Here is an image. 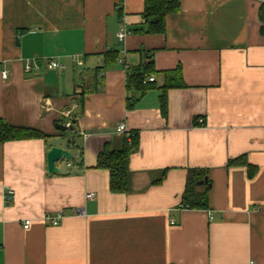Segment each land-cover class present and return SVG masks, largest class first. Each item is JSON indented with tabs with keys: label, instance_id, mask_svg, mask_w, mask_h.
I'll return each mask as SVG.
<instances>
[{
	"label": "crops",
	"instance_id": "obj_1",
	"mask_svg": "<svg viewBox=\"0 0 264 264\" xmlns=\"http://www.w3.org/2000/svg\"><path fill=\"white\" fill-rule=\"evenodd\" d=\"M263 4L181 0L166 33L147 35L132 32L145 0H0V120L47 136L0 144V264H264ZM148 52L156 88L129 110L127 69ZM33 59L61 67L26 73ZM178 66L185 88L167 90L163 116V72ZM121 123L137 140L127 192L113 193L97 161L123 149ZM52 147L74 163L50 174ZM196 179L206 209L182 205Z\"/></svg>",
	"mask_w": 264,
	"mask_h": 264
},
{
	"label": "trees",
	"instance_id": "obj_2",
	"mask_svg": "<svg viewBox=\"0 0 264 264\" xmlns=\"http://www.w3.org/2000/svg\"><path fill=\"white\" fill-rule=\"evenodd\" d=\"M180 11L181 0H145V8L142 14L144 27L135 29L132 32L144 33L147 35H163L167 31V17L178 14ZM259 20L261 22L260 33L264 38V4L259 11ZM146 55L147 62L144 65L127 69V90L132 95L128 98L127 106L129 110L133 109L136 102L149 90L156 88L154 82L148 81L149 77L157 73L154 65L153 52H148ZM116 59V52H108L105 56V66L115 62ZM98 70L100 69H97V71ZM163 73L166 76V83L162 88L163 94L160 97V101L161 112L163 116H166L168 110L166 96L167 90L171 88H185V84L183 82L181 66H178L175 70ZM81 106L83 108V101ZM58 124L63 123L59 122ZM64 134L65 133H63V135ZM45 138H47V136L37 130L13 126L0 120V144ZM124 138V147L122 150L113 151L106 147L98 156L97 168L109 171L110 190L113 193L127 192V177L129 173L130 158L137 140V134L131 132V141L127 140L125 136ZM69 143L76 145L74 139L73 141L71 139ZM70 163H74V159H72ZM198 183L199 180L196 179L186 187L182 197V205L184 207L189 209H206L208 207L207 192H199L198 189L200 187L198 186Z\"/></svg>",
	"mask_w": 264,
	"mask_h": 264
},
{
	"label": "built area",
	"instance_id": "obj_3",
	"mask_svg": "<svg viewBox=\"0 0 264 264\" xmlns=\"http://www.w3.org/2000/svg\"><path fill=\"white\" fill-rule=\"evenodd\" d=\"M128 32L127 31H121V33L118 35V38L122 41L124 40L127 36H128ZM60 64L55 62V61H48V60H39V59H33V60H27L25 62V66H24V71L26 73H40L42 72V70H55L60 68ZM0 74L1 77L4 80H7L9 77V71L7 69H4L1 67L0 65ZM154 77L151 76L148 78L149 82H154ZM72 123H66L65 126L70 127ZM116 134L118 135H122L125 136L127 140L131 141V132L128 131L126 124L121 123L117 126L116 128ZM68 166H71V163H68ZM94 194H89L88 198H93ZM7 202H12L13 201V193L9 192V195L7 196ZM75 215H80V216H85V212L83 211H76ZM64 218V214L63 213H59L57 215H46L45 216V221L51 225V226H58L61 222V220ZM31 225V220H26L24 223V228L25 229H29ZM249 264H256L255 262H250Z\"/></svg>",
	"mask_w": 264,
	"mask_h": 264
},
{
	"label": "water",
	"instance_id": "obj_4",
	"mask_svg": "<svg viewBox=\"0 0 264 264\" xmlns=\"http://www.w3.org/2000/svg\"><path fill=\"white\" fill-rule=\"evenodd\" d=\"M74 124L70 125V127H67L63 124H56L55 127L57 130L61 132H66L68 130H74ZM72 160V153L69 152L66 149L58 148V147H52L49 152L47 153V163H48V172L50 174L59 173V170L57 168V163L60 161H65L69 163ZM207 183V179L204 180V182H201L199 185H203Z\"/></svg>",
	"mask_w": 264,
	"mask_h": 264
}]
</instances>
